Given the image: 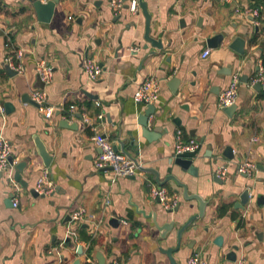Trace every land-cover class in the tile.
<instances>
[{
    "label": "crops",
    "instance_id": "obj_1",
    "mask_svg": "<svg viewBox=\"0 0 264 264\" xmlns=\"http://www.w3.org/2000/svg\"><path fill=\"white\" fill-rule=\"evenodd\" d=\"M144 1L152 16L151 36L161 39V50L151 44L144 48L146 19L140 6L133 9V0H124L118 14L111 0H60L50 22L38 20L31 0H3L11 15L0 14V135L10 140L16 165H26L21 171L25 183L17 181L18 189L5 174L0 177V264H86V255L97 260L98 252L106 264H170L160 248L176 243L175 231L163 239L153 214L160 225L176 220L177 229L198 211L197 201L185 200L182 188L170 180L162 187L178 198L180 209L167 211L150 195L151 184L159 185L152 172L140 169L134 178L113 181L112 170L94 166L100 153L94 135L120 148L119 139L128 138L132 129L139 145L128 152L140 166L155 169L160 180L178 176L189 193L209 202L205 216L185 232L183 249L174 254L179 264H187L195 250L209 264H237L241 259L264 264V92L249 84L264 67V0ZM260 5L259 25L253 14L237 11ZM218 33L224 41L210 46L208 38ZM239 36L245 40L244 53L230 47ZM13 49L23 50L24 71L11 76L4 64ZM205 49H210L207 57L202 56ZM86 54L103 68L97 81L86 76ZM41 61L53 69L52 82L44 84L54 107L51 119L22 101L40 87L36 67ZM234 73L240 74L241 84L235 109L226 112L219 95ZM149 76L161 81L150 118V129H156L152 140L142 136L137 122L147 106L134 101L139 84ZM5 102L12 108L6 110ZM71 105L76 110L70 114ZM63 119L70 125L64 126ZM178 129L185 139L200 144L194 175L173 163ZM36 139L52 156L49 166L38 154ZM245 160L258 164L250 177L237 172ZM222 165L228 166L224 179L216 175ZM45 171L52 192L36 195ZM246 189L250 202L240 209L236 204ZM15 196L17 206L10 201ZM79 207L91 218L71 220L72 209ZM112 217L118 221L110 223ZM219 235L222 246L214 244ZM89 236L96 240L91 252ZM235 245L234 261L228 254Z\"/></svg>",
    "mask_w": 264,
    "mask_h": 264
},
{
    "label": "built area",
    "instance_id": "obj_2",
    "mask_svg": "<svg viewBox=\"0 0 264 264\" xmlns=\"http://www.w3.org/2000/svg\"><path fill=\"white\" fill-rule=\"evenodd\" d=\"M124 0H111V4L115 10V13L118 14L124 8ZM139 8V4L137 0H133V9ZM263 6H256L246 8L244 10L237 9L243 15L251 13L257 18L254 23L259 25L260 16L262 12ZM7 46L9 44L7 43ZM8 53L5 62L18 73H22L24 71V65L21 62V58L23 57V50H10ZM210 53V49H205L202 53L203 57H207ZM82 66L86 73V76L91 81H97L103 72L102 66L91 56L86 54L82 59ZM37 74L39 75L40 80L47 86L53 80V69L52 66L46 64V62L41 61L37 64L36 67ZM257 83L261 84V89L264 92V67H261L259 72L250 79V86H254ZM241 84V76L239 73H234L231 81L228 86L220 93L219 95V106L221 108H226L233 106L236 103L239 87ZM44 87H36L30 93V98L38 105V110L44 115L46 119H51L54 116V107L48 103V93L46 88ZM161 91V81L156 76H149L145 80H143L135 94L134 101L139 105L147 106L149 104H154L160 96ZM99 105V102L97 103ZM1 106V105H0ZM76 110L75 105H71L68 109L69 113H74ZM68 116H66L67 118ZM102 117V115H100ZM93 140L100 148V153L94 160V166L98 171L105 170L107 168H111L114 172L113 181H116L119 177H132L136 176L140 170V164L137 160L130 157L124 151L115 150V145L112 140L107 137H102L100 135H94ZM199 142L194 138H184L183 131L178 129L176 131V142H175V150L173 157L185 152H193L199 149ZM12 158V162H11ZM16 160L12 154V144L9 139L0 135V171L6 175V179L8 183L13 187L19 188L17 180L14 176V168L16 165ZM264 167V165H263ZM258 169V164L253 160H245L239 164L237 167V172L240 175L252 176L254 172ZM216 175L224 179L228 175V166L222 165L216 171ZM53 184L49 180L48 171H45L41 178H39L35 190L38 194H49L52 192ZM150 195L153 200L159 201L162 206L166 210H174L178 204L179 200L175 197H170L167 188L159 186L157 184H151ZM12 203L14 206L19 205V200L15 196L12 198ZM111 200L107 199L106 204H110ZM71 220L74 222H84L91 218V215L88 214L85 208L79 207L74 208L70 214ZM93 218V217H92ZM86 264H98L94 255L87 254L86 255ZM117 264V263H113ZM187 264H209L207 258L202 254V252L195 250L192 251L188 256ZM237 264H246L245 259H241Z\"/></svg>",
    "mask_w": 264,
    "mask_h": 264
},
{
    "label": "water",
    "instance_id": "obj_3",
    "mask_svg": "<svg viewBox=\"0 0 264 264\" xmlns=\"http://www.w3.org/2000/svg\"><path fill=\"white\" fill-rule=\"evenodd\" d=\"M60 0H47L45 2H43L42 0H31L34 10L36 12L37 18L39 21L41 22H50L53 14L55 12V8H56V4L59 2ZM138 4L145 16L146 19V27H145V34H144V40L146 41V44H144V48H148L149 44H151L153 47L161 50L163 48V44L160 38H153L151 36V19L152 16L148 10V5L144 0H138ZM224 34L222 33H218L215 34L214 36L208 38L207 42L210 46H217L218 44H220L222 41H224ZM244 45H245V40L239 36L236 37L231 43H230V47L236 49L238 52L244 53ZM155 51H151L149 54H155ZM4 68L6 69V71L8 72V74H10L11 76L16 75L18 72L13 70L12 68H10V66L5 62L4 64ZM177 78L173 79V82H177ZM38 85L40 87H44V83L40 82V78L38 75ZM256 87L258 89L261 88V84L257 83ZM22 101L23 102H30L31 104H34L35 106H38L31 98L29 94H26L24 96H22ZM4 107L6 108V110L8 108H12V103L11 102H5L4 103ZM155 105L154 104H149L147 105V108L144 110L143 113H140L139 115H137V122L138 125L141 126L142 129V136L146 137L150 140H152V137L154 138L156 135L154 134V131H156V129L151 130L150 129V118L154 115L155 113ZM235 109V105L230 106V107H226L224 108V110L227 112H230L232 110ZM81 116V115H79ZM63 125L64 126H68L69 121L68 119H63L62 120ZM120 142V148L119 146L115 145V150L119 151V149H121L122 151H124L125 153H127L130 157L133 158L132 154L130 152H128V150H131V148L133 147V149H138V145L139 142L138 140H136L134 134H133V129L130 130L128 132V138H124V139H119ZM36 145H37V149H38V154L40 156L43 157L44 162L46 165H50L51 162V155L49 154V152L47 151L46 147L44 146V144L42 142H40L39 139H36ZM198 150L193 151V152H185V153H181L179 155H177L176 157H174V161L173 163L175 165L180 166L182 169L187 170V172L189 174L194 175L195 174V170L196 167L193 166V160L197 154ZM229 152H231V148L228 147L226 148L225 151V155L228 156ZM134 159V158H133ZM11 162H12V158H11ZM26 165L25 162H21L18 163L16 165V172L14 174L15 179L17 181H20L22 184H24L25 182L22 181V176H21V171L23 170L24 166ZM109 170H112L111 168H107ZM140 169L144 170V171H149L152 172L155 176H156V181L160 186H164L168 181L173 180L176 182L177 186L179 188H182V194L185 200L192 202L193 200L197 201L198 203V211L194 214H192L179 228L175 229L176 226V220H171L169 222H166L162 225H160L156 219V214H153V219L155 221V225L157 226L158 230L161 232V237L163 239H167L168 237H170V234L174 232L175 239H176V243L173 246H169L167 248H160V251L162 253H164L169 261L170 264H179V262L175 259L174 254L181 251L183 249V240H184V234L185 232L188 230V228L190 227V225L195 222L197 219L199 218H203L205 216L206 213V207L208 205V201L205 200L202 196H200V194H195V193H189V189H188V185L180 180V178L174 174H169L165 177L164 180H160V174L159 172H157L155 169L152 168H144L142 166H140ZM171 171V168L169 169V172ZM3 172L0 171V177H2ZM135 176H132L131 178H134ZM34 194L38 195V192L36 190L33 191ZM176 193H180V190L177 189ZM10 201L12 203V198H10ZM250 202V189H246L244 190V192L241 195V199L240 202L236 204L237 207H239L240 209H244L245 206ZM180 209V204H178V206L174 209V210H167V211H178ZM71 218V217H70ZM118 221L117 218L112 217L110 220V223H114ZM68 242L70 241L69 239L67 240ZM195 240L192 239L188 242L187 246L191 247L192 242H194ZM214 244L222 246L223 244V236H216V238L214 239ZM238 249V245H235L233 247V250L231 252H229L228 257L231 260H236L237 259V255H236V250ZM78 253L82 254L83 253V247L79 246L78 247ZM96 258L98 260V264H106V257L104 256V254L102 252H98L96 254ZM110 264H113L110 263Z\"/></svg>",
    "mask_w": 264,
    "mask_h": 264
},
{
    "label": "trees",
    "instance_id": "obj_4",
    "mask_svg": "<svg viewBox=\"0 0 264 264\" xmlns=\"http://www.w3.org/2000/svg\"><path fill=\"white\" fill-rule=\"evenodd\" d=\"M1 13H5V14H10L11 15V12H9L8 10H7V7H6V5L4 4V2H3V0H0V14ZM9 45L11 44L10 42H7ZM263 63H264V58H263ZM170 194H172L171 192H170ZM88 240H90V245H91V247H90V252L92 251V246H93V244L95 243V239H94V237H92V238H90V236H89V238H87Z\"/></svg>",
    "mask_w": 264,
    "mask_h": 264
}]
</instances>
